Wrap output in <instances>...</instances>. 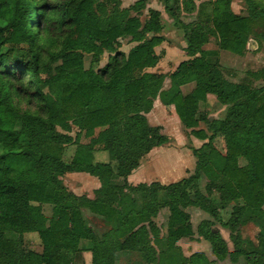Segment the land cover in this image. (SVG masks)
Wrapping results in <instances>:
<instances>
[{"label": "trees", "instance_id": "trees-1", "mask_svg": "<svg viewBox=\"0 0 264 264\" xmlns=\"http://www.w3.org/2000/svg\"><path fill=\"white\" fill-rule=\"evenodd\" d=\"M138 1L121 8L119 0H113L112 6L110 0H0V264H72L83 251L90 252V264H114L115 253L124 249H136L146 260L153 259L146 231L137 225L149 221L153 228L149 217L160 209L168 211L165 228L173 249L178 238L192 234L183 207L192 205L218 218L210 200L196 190L194 199L188 193L187 187L201 173L209 181L207 194L214 190L221 207L232 205L221 227L229 230L233 247L228 248L210 219L198 226L200 236L221 260L264 264V232L257 235L256 244L238 234L250 216L264 217V85L226 79L203 49L209 36H214L222 50L242 54L252 17L234 13L229 0H214L221 8L213 7L210 14L201 12L202 18L198 13L201 19L184 23L178 0H162L165 13L184 32L188 56L168 74L171 85L163 91L164 75L144 71L156 63L154 47L163 39L160 12L148 8L142 23L145 3ZM246 1L255 12L257 4ZM185 6L184 11L193 12L191 0ZM258 11L264 15L263 9ZM29 14L34 21H29ZM32 26L57 33L60 45L47 59L33 48L36 33ZM124 37L136 43L127 52L118 47ZM23 43H27L26 52L16 54ZM104 51L109 56L103 66L83 67V53H90L96 61ZM55 61L59 62L51 73L50 63ZM189 81L195 87L182 95L179 85ZM208 93L226 106L223 118L197 116V101ZM157 94L163 103L173 104L187 128L202 120L209 134L192 130L206 141L193 149L196 160L191 175L167 185L151 183L164 191L161 204L151 191L150 201L157 204L149 201L142 209H128L122 215L112 208V196L124 195L126 189L147 190L150 184L131 186L113 178L129 174L146 152L166 141L158 127L147 125L143 115ZM24 96L39 100L37 111L16 106L14 97ZM69 120L78 127L73 138L54 130L57 125L68 131ZM22 137L26 142L21 143ZM216 137H222L224 152L214 144ZM69 144L75 148L64 161L61 153ZM99 152H106L107 160H97L95 153ZM68 172L99 178L101 184L93 198L67 189L61 176ZM43 204L51 205L50 215L43 214ZM85 211L115 222L104 239L96 238ZM26 232L38 234L40 251L26 247ZM81 241H90L91 246L84 248ZM179 256L186 264L207 261L200 253Z\"/></svg>", "mask_w": 264, "mask_h": 264}, {"label": "rangeland", "instance_id": "rangeland-1", "mask_svg": "<svg viewBox=\"0 0 264 264\" xmlns=\"http://www.w3.org/2000/svg\"><path fill=\"white\" fill-rule=\"evenodd\" d=\"M257 4V9L255 12L249 10L247 1L246 0H229L230 2V9L236 13L237 15L241 16H251L252 21L250 23L248 34L246 37V47L242 54H234L226 50H222L219 48L218 40L215 39L214 36H209L208 41L203 45V49L206 52L207 59L210 61H215L220 66L222 75L233 82H248L251 83L254 87H260L264 85V15L260 14L258 11L260 8L264 11V0H253ZM139 4L138 0H119V5L121 8H125L128 6H131L135 3ZM179 6H181V13L179 18L182 22L187 23L191 21H198L202 17H204V14H210L213 13V7L221 8V3L216 4L214 0H191L192 3H194V10L193 12L184 11L185 5L190 2V0H178ZM144 8L140 15V19L142 20V23L147 18V9L150 7H158L161 10V16H160V22L162 25V28L159 32L161 36L163 37L162 42L155 46V51L158 53L159 57H162L161 64L163 69H166L165 61L170 59L174 60L176 62L178 57L180 55H183V52L181 50L186 45V41L184 39V32L181 28L175 26L173 24V20L171 17H169L165 11L163 10V3L162 0H144ZM113 5V0H110V6ZM215 5V6H214ZM217 5V6H216ZM199 7L201 9H199ZM183 9V10H182ZM203 12V13H201ZM198 13L201 16L198 17ZM252 13V14H251ZM256 13V15H255ZM202 14V15H201ZM249 14V15H248ZM31 14H29V21H34V18H31ZM51 18H54L53 15H51ZM33 32L36 33V36L33 39V48L36 50V52L39 53L40 57L43 59H47L49 52L54 51L58 49L59 47V38L57 37V33H51L45 30H36L35 26L31 27ZM119 49L127 52L129 48L132 46V43L128 42L129 37L121 38L119 39ZM27 50V43H23L19 46V48L16 50V54H23ZM184 50V49H183ZM166 51V52H165ZM221 51V52H220ZM109 53L107 51H104L98 60L95 61V59L92 57L90 53H83L82 55V62L84 68H99L103 66L107 59H108ZM187 55H183L185 57ZM59 61H55L50 63V72L54 73L53 67L58 63ZM159 68V69H161ZM44 91H47L46 88L43 89ZM29 99L31 102H29ZM14 102L16 106H18L21 110H30V111H37V106H39V100L36 98H28L27 96L24 97H14ZM29 102V103H28ZM219 104V103H218ZM199 105H203V103L199 102ZM205 105V103H204ZM222 106V105H221ZM202 112V111H200ZM224 110L221 109L219 118H222L224 116ZM16 128L19 127V124L15 125ZM69 127L70 129L63 130L59 126H54V130L56 133H64L68 134L70 137H74L75 133L78 132V127L75 123L69 120ZM84 139V138H83ZM82 139V140H83ZM26 139L24 137L20 138L21 143L26 142ZM214 144L222 151L224 152V141L222 137H216L214 138ZM196 145H199L197 142ZM75 146L73 144H69L67 146H64L63 151L61 153V158L64 161H68L74 151ZM97 157H95L97 160H106L107 153L106 152H99L95 153ZM167 154V153H165ZM164 158L161 157L160 160H157L153 162V169L154 170H161L163 171L167 167L163 165ZM170 156H166V160H170ZM243 160H240V163H243ZM112 167L113 170L116 169L115 162L112 161ZM151 168V169H152ZM150 171L152 172V170ZM167 172H169L166 169ZM86 176L88 179L96 180L95 177H92L90 175H87L86 173H73L68 172L61 176V180L63 183L66 184V187H71V189H74L78 193L82 191H88L90 192V189L92 188V184L90 180H86L84 176ZM179 179V178H178ZM177 180V178L174 179V181ZM116 182V181H115ZM121 182V181H120ZM123 182V181H122ZM209 181L207 178L201 173L199 178L196 181H192L189 186L187 187L188 193L190 194L191 199H194V192L199 191L204 197H206L208 200L211 201V206L218 218H213L211 215H209L204 210H201L199 213L196 212V209H192V205H188L186 207H183V210L187 212L188 219L187 222L191 227L192 234L188 236H183L178 238L174 243L173 246L175 247L170 248V237L168 236V233L166 232V215H167V209L166 207L159 210L156 216H151L149 219L151 220L152 224H154V227L152 228L149 221H143L142 223L138 224L137 226L143 225L146 235L148 236L149 243L154 249V253L152 254L153 259L146 260L143 257V254L141 251H137L136 249L132 250H121L117 251L114 255V264H186L183 262V259L179 256L182 255L184 257H189L191 254L200 253L203 254L201 251V244L196 245L194 247V241L200 240L201 236L198 233V226H201L203 220L210 219L213 222V228L217 229L222 236L225 237V240L227 242L228 248L232 249V241L229 239V230L225 227H221V219L222 222H224L230 212H231V203L225 204L221 207V200L219 198V194L212 190L211 194H207L206 185ZM186 189V190H187ZM153 191L156 195V202L162 203L164 199V191L158 189V187H155L150 184L149 188L147 190H125L122 194L113 195L112 196V208L116 210V212H121L122 215H124L128 209H142L143 206L148 204L150 201V193ZM152 204H157L155 201H150ZM195 207V206H194ZM264 208V206H263ZM42 211L46 215H50L51 213V206L48 204H44L42 207ZM87 217V223L94 225V231L96 238L99 240L104 239L105 234L110 231L115 226V222H105L99 219L100 221H95L93 218L90 217L89 212H86ZM248 221H246L245 224L239 227V235L244 240H251L252 243L256 244L257 242V235L260 232H264V217L263 218H256L255 216H250ZM94 222V224H93ZM24 239L28 245V247L32 250L40 251L41 250V243L38 237V234L36 232H26L24 233ZM193 240V241H192ZM192 242V243H191ZM207 244V243H206ZM210 245V244H209ZM80 246L82 247H90L91 242L90 241H83L80 243ZM208 246V245H205ZM27 247V248H28ZM204 250L208 251L207 254H209V258H207V261L200 260L198 264H236V262H232L229 258L225 257L224 259H219L215 256V254L211 251L209 252V248H204ZM192 252V253H191ZM88 257H90L89 253L86 252ZM188 254V255H185ZM202 258V256L200 255ZM76 259H72V264L75 263ZM89 259H84L80 257L79 264H90ZM242 261V258L239 257L238 262ZM78 262V261H77ZM237 262V263H238Z\"/></svg>", "mask_w": 264, "mask_h": 264}, {"label": "crops", "instance_id": "crops-1", "mask_svg": "<svg viewBox=\"0 0 264 264\" xmlns=\"http://www.w3.org/2000/svg\"><path fill=\"white\" fill-rule=\"evenodd\" d=\"M150 8L158 10L160 12V16H161V10L158 7L154 6V7H150ZM124 38H126V37H124ZM128 42H130V41H128ZM130 43H132V46L136 44L135 42H132V41ZM183 49L181 50V52H183V55H187L185 50H183ZM154 51H155V47H154ZM155 54L157 55L156 63L153 66L145 68L144 71L163 74L164 77H163V80L161 83L160 90L166 91L169 89V87L171 85V81H170V78L168 77V74L176 68V66L178 65V63L180 61L187 59L188 56L183 57V55H180V57H178L179 59H177L176 62H174V63H173L174 60L173 61L170 59L166 60L165 65L167 68L163 69L161 67L164 63L161 64V61L164 58L159 57L158 53L156 51H155ZM159 68H161V69H159ZM194 87H195V83L193 81H189V82H186V83L179 85V90L182 93V95H186V94L190 93L194 89ZM199 102L203 103V105L202 106L199 105ZM204 103H205V105H204ZM222 108H223L224 113H225L226 106L221 104L215 98V96L213 94L208 93V94H206L205 99L197 101V116L200 115V113H201V115H204L207 118V120L221 119V118H219V115H220ZM200 111H202V112H200ZM143 115L146 118L147 125L152 126V127H158L161 134H163L166 137V141L160 145L152 147L148 152H146L140 158L139 164L134 169H132L129 174H127L124 177H122V176L114 177L113 181H116L117 183H121L123 181V182H126L128 185H131V186H136L137 184H141V183L149 185V184L154 183V182L162 184V185H167L169 183L176 182L182 178H185V177H188L189 175H191L194 171L195 160H196V158L193 154V149L200 147L202 145V143L206 141V139H201V138L194 136L192 134V130L202 129L205 132V134L208 135L209 131L207 129L206 123L204 121L200 120V121H198L196 127L187 128L179 120V118H178V116L174 110L173 104L163 103L159 94H157L152 99L151 108L148 111L144 112ZM197 142L199 143V145H196ZM165 153H167V154H165ZM167 155H169L171 158L168 161L166 160ZM95 156H96V154H95ZM161 157L164 158L161 161H163V165L167 167L166 169L169 172H167L166 169H164L163 171H161V170L156 171L152 168L153 162L160 160ZM106 160H107V158H106ZM150 169L152 170V172L150 171ZM73 173H86V172H73ZM86 174L90 175L88 173H86ZM90 176L96 178V180H91V179H88L86 176H84L86 178V180H90V182L92 184V188L90 189V192L82 191V192L78 193L74 189H71V187H68L67 189L75 195H85L88 198H93L94 190L99 188L101 182L97 176H94V175H90ZM175 178H177V180L174 181ZM63 184L66 186L65 183H63ZM48 205H50V204H48ZM191 208L196 209L195 211L198 213L200 211L198 208H196L194 206H192ZM88 215H90V217L93 218L95 221H100L99 219L102 220V218L97 214H93V213L89 212ZM93 224H94V222H93ZM90 225L94 229V225H92V223ZM222 237L225 239L224 236H222ZM23 240H24V244L26 245V247H28V245L24 239V234H23ZM81 242H83V241H81ZM199 244H201V247H202L201 251H203L202 253L204 254V256L206 258L210 259L209 254H207L208 251L204 250V248L207 247V248H209V252H211L210 251V245H209L208 241H206L205 239H203L201 237L200 240L194 241V247L196 245H199ZM205 245H208V246H205ZM28 249H30V248L28 247ZM34 251H36V250H34ZM86 252H89V251H83L81 254L83 260L84 259L85 260L86 259L91 260V254L89 253L90 257H88V256H86V255H88ZM81 255H80V257H81ZM185 255H188V254H185ZM80 257L76 259V261H75L76 264H79Z\"/></svg>", "mask_w": 264, "mask_h": 264}]
</instances>
